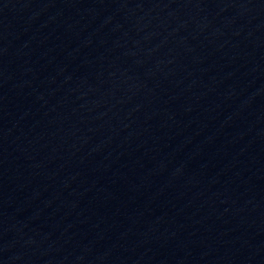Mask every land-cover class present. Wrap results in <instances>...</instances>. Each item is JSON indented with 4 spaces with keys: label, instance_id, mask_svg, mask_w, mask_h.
<instances>
[{
    "label": "water",
    "instance_id": "95a60500",
    "mask_svg": "<svg viewBox=\"0 0 264 264\" xmlns=\"http://www.w3.org/2000/svg\"><path fill=\"white\" fill-rule=\"evenodd\" d=\"M0 264H264V0H0Z\"/></svg>",
    "mask_w": 264,
    "mask_h": 264
}]
</instances>
